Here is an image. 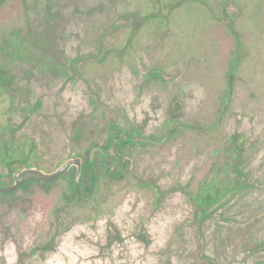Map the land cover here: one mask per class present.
<instances>
[{
  "label": "rangeland",
  "instance_id": "374dc122",
  "mask_svg": "<svg viewBox=\"0 0 264 264\" xmlns=\"http://www.w3.org/2000/svg\"><path fill=\"white\" fill-rule=\"evenodd\" d=\"M96 147L0 264H264V0H0V186Z\"/></svg>",
  "mask_w": 264,
  "mask_h": 264
},
{
  "label": "water",
  "instance_id": "95a60500",
  "mask_svg": "<svg viewBox=\"0 0 264 264\" xmlns=\"http://www.w3.org/2000/svg\"><path fill=\"white\" fill-rule=\"evenodd\" d=\"M96 150H93L92 156ZM75 167L77 169L76 180L79 181L83 171V159L74 157L64 162L57 170L46 172L36 167H25L16 174L14 183L0 187V194H12L22 189L26 184L40 181L45 184H52L66 176Z\"/></svg>",
  "mask_w": 264,
  "mask_h": 264
},
{
  "label": "flooded vegetation",
  "instance_id": "af4514ba",
  "mask_svg": "<svg viewBox=\"0 0 264 264\" xmlns=\"http://www.w3.org/2000/svg\"><path fill=\"white\" fill-rule=\"evenodd\" d=\"M93 150H96V152L95 153H102V154H106V152H105V150L104 149H101V148H98V147H96L95 149H93ZM92 152L93 151H91V154H90V158H89V160H88V163L87 162H85L84 160H83V171H82V174H83V172L85 171V169H86V165L88 164V165H90V166H92L93 164H94V162H95V159H94V154H93V156H92ZM76 157H80V156H76ZM82 158V157H81ZM70 171H75V179H76V174H77V169L75 168V167H73ZM69 171V172H70ZM15 179H16V177H15ZM15 181V180H14ZM36 182H40V181H36ZM76 182H77V180H76ZM79 182V181H78ZM77 182V183H78ZM14 183V182H13ZM42 183V182H41ZM12 184V183H11ZM27 185V184H26ZM6 185H4V186H0V187H5Z\"/></svg>",
  "mask_w": 264,
  "mask_h": 264
},
{
  "label": "trees",
  "instance_id": "16d2710c",
  "mask_svg": "<svg viewBox=\"0 0 264 264\" xmlns=\"http://www.w3.org/2000/svg\"><path fill=\"white\" fill-rule=\"evenodd\" d=\"M74 182H75V184H78V183L76 182V179L74 180Z\"/></svg>",
  "mask_w": 264,
  "mask_h": 264
}]
</instances>
